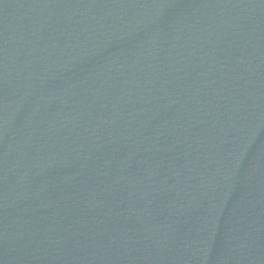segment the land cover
<instances>
[{
    "label": "water",
    "instance_id": "95a60500",
    "mask_svg": "<svg viewBox=\"0 0 264 264\" xmlns=\"http://www.w3.org/2000/svg\"><path fill=\"white\" fill-rule=\"evenodd\" d=\"M264 256V0H0V264Z\"/></svg>",
    "mask_w": 264,
    "mask_h": 264
}]
</instances>
